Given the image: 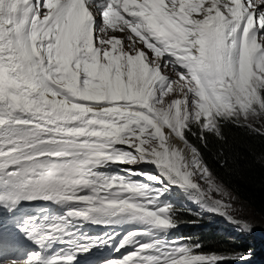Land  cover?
I'll use <instances>...</instances> for the list:
<instances>
[{
	"label": "bare ground",
	"instance_id": "obj_1",
	"mask_svg": "<svg viewBox=\"0 0 264 264\" xmlns=\"http://www.w3.org/2000/svg\"><path fill=\"white\" fill-rule=\"evenodd\" d=\"M29 2L30 0H14L11 5L17 6V16L13 17L6 13L0 17V68H2L1 62L14 65L15 61L12 55L17 54L19 51L24 52L19 42L23 40L24 30L28 24ZM206 3L209 4L206 7H201L202 17H212V14L205 11V8L211 10L214 15L231 17L229 11L223 12V9L226 8L221 1L207 0L203 4ZM255 5H257V1ZM257 11H260V7L257 8ZM53 18L58 26V48L67 55H71L67 50V43L69 41L76 42L77 29L58 14L53 15ZM194 21L198 23V16L194 15ZM115 34L122 36L119 31ZM195 43H197V40L192 39L190 41L191 47ZM260 44L258 42L256 46ZM235 52L239 54V60H236ZM2 55H4V58L1 57ZM26 56L32 63L31 70L35 72L34 75L25 79L24 75L12 74L0 79L1 155L22 145L32 144L31 139L34 142L43 140L74 141L93 146L95 148L93 151L99 155L95 163L89 166L76 165L64 168L61 175L56 174L49 177L45 173L39 172L38 176L46 183H56L58 186L56 190L58 191L65 190L74 195L88 192L92 200L90 201V198H87L85 201L89 202L90 205L99 206L102 210L99 221L102 217L113 214L111 206L117 205L122 200V196H119L118 192L112 191L109 187L112 183L120 180L118 172L128 174L133 167L146 168L148 171L151 170L150 172L157 171L167 186L175 190L178 196L185 192L182 189V191L179 190L180 188L177 185L181 184L188 188L197 187L198 179L196 176L199 175V167L195 154L193 155L178 137V139L174 137L169 131L170 129L167 128V130L162 126L159 127L154 122H150L147 119L150 117L146 118L139 110H128L130 114H126L128 119L124 120L125 115L113 117L114 114L107 113L105 108L74 109L72 105L52 96L51 92L47 90L46 82L39 71L35 58L31 56V51ZM257 57L256 66L258 69L261 65L264 68V55L259 54ZM252 58L254 57L251 52L242 43L236 48H228L225 65L232 82L239 85L249 80L251 77L250 68L247 69V67L250 64L249 60L255 63L251 60ZM237 76L239 80H244L245 77L248 78L245 81H238ZM143 100L145 101V99ZM102 113L105 114L102 115ZM120 119L121 121H119ZM81 120H87L86 124H76ZM139 120L151 124L157 140L152 141L145 138L142 135L144 128L131 130V122L138 124ZM69 121H76L73 124L71 123L73 127L67 125ZM156 121L165 127L161 121ZM74 124L76 125L74 126ZM22 140H24L23 144L20 142ZM197 160L199 161L198 158ZM199 162L198 164L202 165L201 169L204 170L203 163ZM9 171L19 172L17 179H14L15 183L26 178L24 169L9 167L4 173L6 177L13 175H7ZM91 172H97L98 178H91L89 176ZM194 190L198 193L199 188ZM191 192L195 193L192 190L189 191L188 195ZM198 200L203 207L207 206V211L210 214L219 213L218 208L216 209L213 204L208 206L201 199L198 198ZM187 205L191 206L190 204ZM73 208V205L64 206L66 211ZM193 208L198 210L195 207ZM14 222L17 221H11V224ZM100 226L102 227V224ZM107 236L110 237L108 234ZM68 237L70 245L83 244L89 240V238L81 240L78 233H71ZM6 258H8L6 254L0 255V262Z\"/></svg>",
	"mask_w": 264,
	"mask_h": 264
},
{
	"label": "rangeland",
	"instance_id": "obj_2",
	"mask_svg": "<svg viewBox=\"0 0 264 264\" xmlns=\"http://www.w3.org/2000/svg\"><path fill=\"white\" fill-rule=\"evenodd\" d=\"M47 16L48 14L44 13L35 25L43 23V20H45ZM249 63L247 69L250 68L249 72L251 77L245 83L238 85L232 82L225 65L221 79L219 80V87L215 86L211 89H206L200 94L193 93L190 87L184 86L185 82L180 78L176 84L171 82L166 92L163 91L161 94H154L150 92L149 83L144 78L142 69L135 70L134 74L136 77L131 80L128 78L127 85L130 91L127 90L126 84L124 86L125 90H123L121 81V76L127 77L128 75L120 74H114L112 83L107 84L108 86H101L99 89H102L104 94L106 93L111 97L121 94L125 97H132L131 99H145V102L146 96L143 90L148 91L150 93L148 100L151 102L155 112V118L159 121H163L165 127L154 118L145 117L159 127L162 126L165 129H170L169 131L176 138H179L181 135V128L184 124L198 123L201 125L202 129H209L212 126H216V117L237 119L246 124L249 128L260 132L263 127L262 121H264L261 115L262 96L260 95L261 90H264V68L261 65L260 69H258L256 62L252 63L249 60ZM104 65L107 67L106 63H104ZM132 68H135V66L132 65L129 71L132 70ZM247 78L248 77H245L244 80H239L238 77L237 80L245 81ZM142 95L143 97H141ZM87 96L95 98L100 95L95 91L93 94ZM141 109L142 107H140V110ZM72 124L68 123L67 125L72 126ZM142 128H144L142 130V135L145 138L152 141L157 140L156 133L150 123L146 124L145 122L141 124L140 129ZM132 129L140 130L131 127V130ZM179 140L181 141L180 138ZM186 146L193 155L195 154L194 156L199 167V175L196 176L198 179L196 187L199 188L198 193L194 190L196 188H188L180 184L181 186L177 185V187L180 188L179 190L182 189L185 193L180 196H175L174 190L167 186L165 181L162 180V176H159L157 171L150 172L151 170L148 171V169L136 168L132 170L134 171L133 174L147 176V183L134 181L135 184H128L129 188L126 191L130 193L123 199L124 202L122 204L124 206L121 205L122 207H120L130 211L131 209L145 206L150 209V211L156 212L157 214L165 212L167 205L170 204L180 203L192 210L187 205L190 204L191 207L198 209L194 212L195 215L201 218H209L210 221L214 223L217 219L223 218V224L221 225L227 230H225L226 236L224 237H226L232 247H234L233 249L236 251L235 258L229 260L230 258L217 256L205 259L194 255L192 258H186L185 264H225L227 260H229L227 263L264 264V219L246 204L240 202L227 188L216 181L206 168L202 167L204 169L202 170V165L200 166L198 164L200 161L197 160V158L199 159L198 155L188 145ZM157 176L159 180L154 182ZM143 179L144 178H141L139 181H143ZM115 189L117 190L118 188ZM192 190L195 193L191 192L188 195L189 191ZM198 198L208 206L213 204L216 209L218 208L217 210H219V213H215L214 215L210 214L207 211V206L203 207V205L198 202ZM125 202L128 204L126 205ZM141 216L142 213L132 215L127 223L122 222V217H118L117 219L104 217L102 221L109 228L110 233L119 238H124L133 231L134 221L136 219L139 220ZM156 218L161 224L168 225L161 216H156ZM122 227H124V230H120ZM212 232L216 233L217 231L212 230Z\"/></svg>",
	"mask_w": 264,
	"mask_h": 264
},
{
	"label": "trees",
	"instance_id": "obj_3",
	"mask_svg": "<svg viewBox=\"0 0 264 264\" xmlns=\"http://www.w3.org/2000/svg\"><path fill=\"white\" fill-rule=\"evenodd\" d=\"M260 95L264 119V90ZM262 123V129L257 132L237 119L216 117V126L208 130L198 123L184 124L181 139L196 152L216 181L264 219V121ZM166 214L171 224L199 221L196 215L177 208L168 209ZM194 242L191 256L197 253L206 258H234L236 254L226 237L213 232L196 236Z\"/></svg>",
	"mask_w": 264,
	"mask_h": 264
}]
</instances>
